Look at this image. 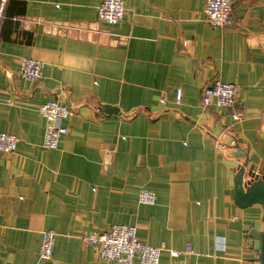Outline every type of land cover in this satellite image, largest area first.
<instances>
[{
	"label": "crops",
	"instance_id": "obj_1",
	"mask_svg": "<svg viewBox=\"0 0 264 264\" xmlns=\"http://www.w3.org/2000/svg\"><path fill=\"white\" fill-rule=\"evenodd\" d=\"M102 1L6 7L0 132L18 145L0 151V264H120L80 238L114 224L161 248L160 264H254L244 226L259 228L261 210L235 203L232 147L264 174V0H235L224 27L204 21L206 0H124L117 24L100 20ZM24 58L44 63L42 78L22 76ZM217 79L240 86V120L204 106ZM51 100L74 112L57 149L43 145ZM142 189L156 202L141 203Z\"/></svg>",
	"mask_w": 264,
	"mask_h": 264
},
{
	"label": "built area",
	"instance_id": "obj_2",
	"mask_svg": "<svg viewBox=\"0 0 264 264\" xmlns=\"http://www.w3.org/2000/svg\"><path fill=\"white\" fill-rule=\"evenodd\" d=\"M10 0H0V32L5 17V10ZM235 0H206L204 7V21L213 26L224 27L232 23V10ZM99 18L109 24L121 22L126 15L124 0H103L98 8ZM44 63L34 58H24L22 61V76L28 80L36 81L43 76ZM240 86L235 83L214 80L208 82L203 90L204 106L216 105L232 111L235 121L241 119L238 110ZM163 101V100H162ZM182 101V89L176 92V103ZM40 114L47 120V130L44 148L57 149L61 138L67 134L68 128L61 124L63 119L71 117L73 109L59 100H51L39 107ZM18 138L7 132H0V151L14 152L17 149ZM139 200L144 204L156 202V195L142 189ZM87 245L98 247L101 258L112 260L120 264H160L162 249L143 243L137 228L128 224H114L104 232H94L80 237ZM55 236L52 231H45L42 240L40 257L50 260L54 255ZM192 252L190 244L187 248ZM177 252L173 253L176 255Z\"/></svg>",
	"mask_w": 264,
	"mask_h": 264
},
{
	"label": "water",
	"instance_id": "obj_3",
	"mask_svg": "<svg viewBox=\"0 0 264 264\" xmlns=\"http://www.w3.org/2000/svg\"><path fill=\"white\" fill-rule=\"evenodd\" d=\"M232 148L234 156L240 159L235 175L234 200L240 208L257 206L261 210L260 227L246 225L244 229L249 233L250 245L254 251L252 262L264 264V174L251 163L248 150H244L239 143H235Z\"/></svg>",
	"mask_w": 264,
	"mask_h": 264
}]
</instances>
